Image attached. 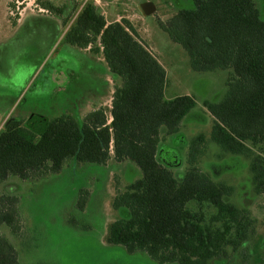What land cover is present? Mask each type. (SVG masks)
Segmentation results:
<instances>
[{"label":"trees","instance_id":"16d2710c","mask_svg":"<svg viewBox=\"0 0 264 264\" xmlns=\"http://www.w3.org/2000/svg\"><path fill=\"white\" fill-rule=\"evenodd\" d=\"M190 1V8L176 10L158 27L182 47L193 71H228L223 96L202 103L211 116L210 140L249 161L254 192L264 197V20L254 0ZM38 4L61 20L65 44L101 56L120 84L110 107L81 119L10 117L0 130V182L38 181L60 172L67 160L103 166L112 146V159L133 162L141 176L115 189L111 206L120 217L108 224L106 244L143 252L157 264H211L249 241L256 223L229 202L233 187L197 167L203 135L185 144L187 167L180 179L158 159L196 102L189 95L164 97L165 69L132 24L125 18L107 22L92 0ZM78 196L76 206L83 210L88 191ZM18 203L14 194L0 193V228L6 226L14 238L21 234ZM0 264H20L1 231Z\"/></svg>","mask_w":264,"mask_h":264},{"label":"rangeland","instance_id":"374dc122","mask_svg":"<svg viewBox=\"0 0 264 264\" xmlns=\"http://www.w3.org/2000/svg\"><path fill=\"white\" fill-rule=\"evenodd\" d=\"M38 1L0 0V130L10 117L82 116L83 105L107 97L108 77L115 86L120 84L119 78L104 72V62L65 44L66 28L61 20L41 9ZM47 1L59 5L66 0ZM75 1L81 5L86 0ZM92 1L110 15L118 12L130 21L140 41L165 69L166 99L189 95L196 102L179 133L164 141L158 159L180 179L187 167L185 144L203 135L205 147L197 167L213 181L233 187L229 202L255 220L250 240L235 251L228 249L227 258L211 264H258L264 259V197L254 192L249 161L223 152L210 140L211 116L202 105L223 96L228 71H193L182 47L158 27V21L165 22L176 10L190 8L191 1L113 0L109 6L103 0ZM254 1L264 20V0ZM145 2L155 7L147 16L139 11ZM106 105H110L107 98ZM110 154L103 166L67 160L60 172L38 181L10 177L0 182V193L19 199V238L6 226L0 231L17 250L20 264H157L143 252L129 254L122 246L105 242L108 224L120 217L111 206L115 189H123L141 176L133 162L112 159V146ZM83 189L88 196L84 209L79 210L76 204Z\"/></svg>","mask_w":264,"mask_h":264},{"label":"crops","instance_id":"0c3cea01","mask_svg":"<svg viewBox=\"0 0 264 264\" xmlns=\"http://www.w3.org/2000/svg\"><path fill=\"white\" fill-rule=\"evenodd\" d=\"M103 1H104L103 2L104 5L109 6V4H111L113 0H103ZM98 6L101 8V11H102V13H103V15H104V17H105L107 22L119 21L121 18H125L124 16H120L121 13L119 14L118 12H116V13L114 12L112 15H110L109 11L106 10V8H105V10H103V8L99 4H98ZM83 51L86 54H89L90 56L95 57L96 61H99V63H103L104 62L101 56H99V55H96V56L91 55L87 50H83ZM105 67H106V65H105ZM104 72L108 75L107 72H109V71H108L107 67L104 69ZM107 79H109V82H108V80H107V83L104 82L106 84V88H107V90L105 88V93H107V95L105 94V96H107V97H104L103 100L99 99V100H97V101H95L93 103H86L85 105H83V110H82V114L83 115L80 116V115L76 114V117L81 119V117L83 118L86 114H88V113H90V112H92V111H94V110H96V109H98L100 107H105V108L110 107V105H106V98L109 99L110 102H111V96H112V93H113V90H114V87H115V82H113V79H111V77H108ZM110 82H112L113 84L109 85ZM110 88H111V90H109ZM108 94H110L111 96L110 95L108 96Z\"/></svg>","mask_w":264,"mask_h":264},{"label":"water","instance_id":"95a60500","mask_svg":"<svg viewBox=\"0 0 264 264\" xmlns=\"http://www.w3.org/2000/svg\"><path fill=\"white\" fill-rule=\"evenodd\" d=\"M139 11L142 13V15L147 16L155 11V7L152 3L145 2L139 6Z\"/></svg>","mask_w":264,"mask_h":264}]
</instances>
